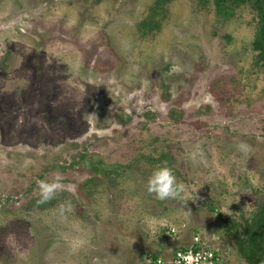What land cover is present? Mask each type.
<instances>
[{
  "label": "rangeland",
  "instance_id": "1",
  "mask_svg": "<svg viewBox=\"0 0 264 264\" xmlns=\"http://www.w3.org/2000/svg\"><path fill=\"white\" fill-rule=\"evenodd\" d=\"M160 4L0 0V264H150L197 231L248 264L230 232L264 205L256 15ZM165 161L183 203L146 191ZM56 172L64 190L38 205Z\"/></svg>",
  "mask_w": 264,
  "mask_h": 264
},
{
  "label": "trees",
  "instance_id": "2",
  "mask_svg": "<svg viewBox=\"0 0 264 264\" xmlns=\"http://www.w3.org/2000/svg\"><path fill=\"white\" fill-rule=\"evenodd\" d=\"M167 1L160 0V5L163 6ZM213 3L217 16L224 19H231L236 10L244 6L255 13L257 23L253 47L264 64V0H213ZM236 231L232 230L230 234L236 237L237 248L248 264H264V205L255 217L247 222L242 235L235 234Z\"/></svg>",
  "mask_w": 264,
  "mask_h": 264
},
{
  "label": "clouds",
  "instance_id": "3",
  "mask_svg": "<svg viewBox=\"0 0 264 264\" xmlns=\"http://www.w3.org/2000/svg\"><path fill=\"white\" fill-rule=\"evenodd\" d=\"M238 151H245L248 149V145L244 142H241L237 146ZM63 175L60 172H56L53 174L52 178L49 179H41L37 181V188L39 192V199L37 200V204H44L52 199H54L57 193L64 190L63 185ZM146 191L154 195L158 200H178L183 203L182 194L185 192V185L177 180V177L174 173V170L167 164V162H163L161 165L154 168L147 178ZM62 213L71 211L72 205L71 202L62 203L59 206ZM83 241L77 240L74 241L71 245L72 250L78 251L80 247L83 246ZM93 264H96L95 260Z\"/></svg>",
  "mask_w": 264,
  "mask_h": 264
},
{
  "label": "built area",
  "instance_id": "4",
  "mask_svg": "<svg viewBox=\"0 0 264 264\" xmlns=\"http://www.w3.org/2000/svg\"><path fill=\"white\" fill-rule=\"evenodd\" d=\"M185 228L186 225L183 222L179 228L170 227L167 234L171 237L173 234H180ZM208 237L198 231L195 232L188 245L172 252L170 264H230L223 247H218ZM164 262L163 258L150 260V264H163Z\"/></svg>",
  "mask_w": 264,
  "mask_h": 264
},
{
  "label": "crops",
  "instance_id": "5",
  "mask_svg": "<svg viewBox=\"0 0 264 264\" xmlns=\"http://www.w3.org/2000/svg\"><path fill=\"white\" fill-rule=\"evenodd\" d=\"M190 241H191V239H190ZM189 241V242H190ZM173 252V251H172ZM158 258H160V257H158ZM165 260V259H164ZM163 264H170V258L168 259V260H165V262L163 263Z\"/></svg>",
  "mask_w": 264,
  "mask_h": 264
}]
</instances>
